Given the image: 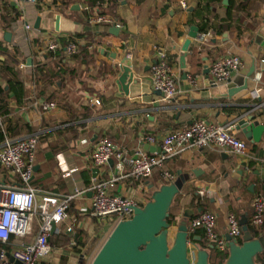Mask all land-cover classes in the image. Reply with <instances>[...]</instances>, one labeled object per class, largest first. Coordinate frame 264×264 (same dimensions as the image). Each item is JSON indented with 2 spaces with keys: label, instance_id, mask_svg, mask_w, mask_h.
<instances>
[{
  "label": "crops",
  "instance_id": "0c3cea01",
  "mask_svg": "<svg viewBox=\"0 0 264 264\" xmlns=\"http://www.w3.org/2000/svg\"><path fill=\"white\" fill-rule=\"evenodd\" d=\"M96 13L115 24L92 25ZM26 24L32 29L26 30ZM116 24L121 26L118 35L111 33ZM193 26L199 28V35L209 32L212 37L207 45L192 40L183 70L181 49ZM51 41L62 47L75 42L78 51L74 56L48 52ZM161 51L177 77L179 94L170 102L151 83V66ZM228 55L242 60L232 81L254 72L249 89L231 98L229 84L212 85L208 72L216 59ZM124 59L138 80L129 82L128 96L118 84ZM263 60L264 0H98L95 8L88 0H38L36 4L0 0V128L14 129L11 140L39 138L38 170L31 185L42 194L66 196L119 174L117 162L111 161L97 168L94 176L91 157L100 139L132 155L146 150V145L158 151L160 144H150L148 137L160 139L196 120L225 126L253 115L264 126ZM258 72L262 73L259 82ZM41 102H54L57 108L43 112ZM236 136L247 143V157L204 148L188 150L166 163L174 182L182 183L171 228L174 234L185 214L191 216L190 224L201 213L211 212L217 218V233L224 237L227 216L233 213L255 238L253 231L259 228L252 224V203L264 199V133L259 143L248 141L242 131L236 130ZM165 182L157 169L148 180L120 179L111 192L135 198L144 206ZM0 183L17 184L7 171L0 173ZM70 227L73 234L67 233ZM58 229L61 232L51 237L58 248L53 246L51 255L39 264L62 260L79 264L80 259L86 264L88 252L101 241L104 230L113 231L114 226L92 216L91 198L83 193L71 202L68 219ZM37 233L35 224L26 242ZM190 235L197 248L208 251L204 230ZM14 242L19 243L13 238ZM189 248L194 252L193 245ZM210 264L219 260L211 257Z\"/></svg>",
  "mask_w": 264,
  "mask_h": 264
},
{
  "label": "built area",
  "instance_id": "2783aa9c",
  "mask_svg": "<svg viewBox=\"0 0 264 264\" xmlns=\"http://www.w3.org/2000/svg\"><path fill=\"white\" fill-rule=\"evenodd\" d=\"M20 4H36L38 0H15ZM187 9L185 3L181 4ZM92 25H113L115 21L100 13L91 19ZM116 27L121 28L119 24ZM26 30L32 27L25 25ZM211 33L198 35L197 39L203 45L210 42ZM47 51L51 53L63 52L74 56L78 47L75 42H69L62 47L57 41L48 43ZM264 64V60L262 61ZM242 67L239 56L228 55L216 59L209 68L212 85L230 84L232 75ZM262 73L255 75V80H261ZM151 83L154 90L158 91L164 101L170 102L179 94L177 77L173 67L164 52L158 54L156 62L151 66ZM43 112L56 110L54 102H41ZM237 123L218 125L205 120H196L191 125L168 133L158 139L148 137L150 144H160L161 152L152 153L139 149L132 155L103 138L96 142L91 161L95 168H103L110 161H116L118 175L109 180L95 182L89 188L75 189L71 194L58 196L42 194L35 189L31 182L35 174V160L39 138L36 135L19 140L6 138L0 147V170L4 169L17 184L7 185L0 183V264H39L49 257L53 251L51 237L53 232L60 233L58 226L68 219V210L71 202L80 194L92 193V216L101 222H108L114 227L124 220H129L134 215V210L142 207V203L132 197H121L111 191L117 181L131 178L135 181L148 180L153 177L155 170L162 171L166 182H174L175 176L166 169V163L173 158L192 149L214 148L228 150L238 157H247L249 148L247 143L236 136ZM86 143V141H84ZM126 168L128 170L124 171ZM125 172V173H124ZM204 196V192H200ZM252 224L256 227L264 225V199L256 198L252 203ZM37 224L38 233L32 241L34 226ZM54 225L56 227L53 230ZM189 233L204 230L207 242L220 253L229 252L226 237L220 236L217 231V218L211 212H203L193 218L188 224ZM228 235L232 240H239L243 236V227L235 214L227 216ZM72 227L67 229L68 234H73ZM13 238L19 243L14 242ZM21 241V242H20ZM10 246L12 249H6Z\"/></svg>",
  "mask_w": 264,
  "mask_h": 264
},
{
  "label": "water",
  "instance_id": "95a60500",
  "mask_svg": "<svg viewBox=\"0 0 264 264\" xmlns=\"http://www.w3.org/2000/svg\"><path fill=\"white\" fill-rule=\"evenodd\" d=\"M111 33L118 35L119 28H112ZM198 35L199 28L191 27L181 49L183 55L180 58V65L183 70L186 69V56L190 44L192 40L197 39ZM253 73L252 71L247 76H238L231 80L228 96L231 98L241 91L248 90L249 79ZM129 82L136 84L138 80L134 77L131 67L127 65V59H124L119 64L118 84L127 96ZM254 117L253 115L241 117L237 121V130L242 131L248 141L259 143L264 133V126L255 122ZM145 149L154 152L156 148L146 145ZM158 152H161V149ZM37 170L38 167H35V172ZM98 172L97 168L93 170L95 177ZM181 188L182 183L179 179L153 192L150 202L136 208L131 219L124 220L115 226L92 264H210L209 252L197 248L190 239L188 220L191 216L185 214L175 234L167 221L170 209ZM89 197H92L91 192ZM242 227L244 235L242 245L238 240H232L228 234L225 236L229 246V257L225 264H258L256 257L264 252V236L253 238L248 227L243 225ZM55 229L54 225L53 230ZM190 245L194 246V252H191Z\"/></svg>",
  "mask_w": 264,
  "mask_h": 264
},
{
  "label": "trees",
  "instance_id": "16d2710c",
  "mask_svg": "<svg viewBox=\"0 0 264 264\" xmlns=\"http://www.w3.org/2000/svg\"><path fill=\"white\" fill-rule=\"evenodd\" d=\"M98 0H88V2H89V4H90V6L92 7V8H95L96 7V2H97ZM101 14V13H100ZM103 15V14H102ZM90 116V114H85L84 115V117L86 118V117H89ZM3 123V122H2ZM4 124V123H3ZM16 135H15V131H14V129H12L10 126H8L7 128H5V129H1L0 128V145L1 144H3L4 143V141H5V139L6 138H10V139H13L12 137H15ZM96 141H97V139H96ZM39 143H40V140H38V145H39ZM252 166L254 165V163L253 164H251ZM169 184H171L170 182H165V183H163V185H169ZM162 185V186H163ZM153 195V194H152ZM152 195L149 197V201L148 202H150L151 200H152ZM178 197V196H177ZM177 197L175 198V200H174V202H173V205H172V207H171V209H170V212H169V217H168V219H167V221H168V223L172 226V225H174L175 223H176V217H177V214H176V212H177V210H176V208H177ZM259 228V230H255V231H253L254 232V235H255V238H259V237H262V236H264V235H262V236H260V234H262V233H264V225L263 226H261V227H258ZM252 233V232H251ZM190 239L192 240L193 239V237L191 236L190 237ZM239 241V244L240 245H242L243 243H244V241L243 240H238ZM77 242H79V240H77ZM8 247H6V249H7ZM208 249V248H207ZM208 252H209V254H210V259H211V257H215V258H217L218 260H219V264H225V262H226V260L228 259V257H229V252H227V253H220V252H218L214 247L212 248V246H210L209 247V249H208ZM216 255V256H215ZM256 263H258V264H264V252L262 253V254H259V255H257V257H256Z\"/></svg>",
  "mask_w": 264,
  "mask_h": 264
},
{
  "label": "rangeland",
  "instance_id": "374dc122",
  "mask_svg": "<svg viewBox=\"0 0 264 264\" xmlns=\"http://www.w3.org/2000/svg\"><path fill=\"white\" fill-rule=\"evenodd\" d=\"M6 170H1V174H4ZM115 228V227H114ZM114 230V229H113ZM173 234H174V230H172ZM112 231L110 229H105L104 232L102 233V237H101V241L94 247L92 248L89 252L88 255L86 256V260L85 263L86 264H92L93 260L95 259L96 255L99 253V251L101 250L102 246L104 245V243L107 241V239L109 238V236L111 235ZM242 239V238H241ZM240 239V240H241ZM26 240H21V241H27ZM20 241V242H21ZM209 244V243H208ZM210 245V244H209ZM55 247V249L58 248L57 243L53 240L52 241V247ZM211 246V245H210ZM216 249V248H215ZM217 250V249H216ZM218 251V250H217ZM216 256V255H215ZM82 263V259L79 260V264ZM61 264H65V261L62 260Z\"/></svg>",
  "mask_w": 264,
  "mask_h": 264
}]
</instances>
